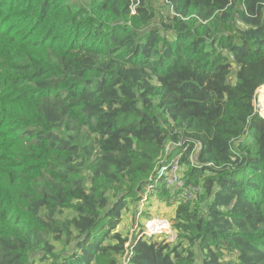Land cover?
I'll return each mask as SVG.
<instances>
[{"label": "trees", "instance_id": "16d2710c", "mask_svg": "<svg viewBox=\"0 0 264 264\" xmlns=\"http://www.w3.org/2000/svg\"><path fill=\"white\" fill-rule=\"evenodd\" d=\"M159 1L0 0V264H264V0ZM174 158L178 243L123 237Z\"/></svg>", "mask_w": 264, "mask_h": 264}, {"label": "rangeland", "instance_id": "374dc122", "mask_svg": "<svg viewBox=\"0 0 264 264\" xmlns=\"http://www.w3.org/2000/svg\"><path fill=\"white\" fill-rule=\"evenodd\" d=\"M152 6H154L159 14L166 13L167 11L163 10V6L159 0H151ZM263 93V95H262ZM263 96V98H262ZM264 100V87H261L257 90L255 99H254V107L256 111L260 112V115L264 117L262 112V104ZM261 110V111H260ZM190 162H194V158L191 157ZM180 167V166H179ZM186 167H180V178L185 181L184 174L186 173ZM180 191L175 190L172 194H169V201L166 202L158 201L157 197L154 199L147 200V197L144 195V200H142L139 204L136 205V208L130 207V210L123 215V219L121 224L117 228V232L122 234L123 237L128 238L131 241L135 232L139 235L143 230V225L149 220L154 217H161L169 220L172 224V229L169 234H165L156 241L164 242L166 244H177L178 238L175 229L173 228L174 220L176 219V210L179 206L187 205L191 202H186L185 204H178L179 199H177ZM171 197H175V201L171 199ZM72 213L69 211H65L63 214L60 215L62 219L72 217ZM140 228V229H138ZM52 246L55 248L56 252L59 254L62 250H65V246H63L60 242L52 241ZM130 244V242L128 243ZM129 246V245H128ZM128 246L125 247L128 248ZM129 253V252H128ZM126 256L123 257L119 264H127ZM38 264V263H36Z\"/></svg>", "mask_w": 264, "mask_h": 264}, {"label": "built area", "instance_id": "2783aa9c", "mask_svg": "<svg viewBox=\"0 0 264 264\" xmlns=\"http://www.w3.org/2000/svg\"><path fill=\"white\" fill-rule=\"evenodd\" d=\"M179 159L174 158L165 170H162L163 181L169 194L175 190L180 191L177 199L178 204H185L192 201L199 193V188L186 185V182L180 178ZM175 201V197H171ZM172 229V224L169 220L161 217H154L149 219L144 225L140 233V238L143 241L152 242L156 241L159 237L169 234Z\"/></svg>", "mask_w": 264, "mask_h": 264}, {"label": "water", "instance_id": "95a60500", "mask_svg": "<svg viewBox=\"0 0 264 264\" xmlns=\"http://www.w3.org/2000/svg\"><path fill=\"white\" fill-rule=\"evenodd\" d=\"M262 112H263L262 114L264 115V111H263V105H262Z\"/></svg>", "mask_w": 264, "mask_h": 264}, {"label": "bare ground", "instance_id": "6f19581e", "mask_svg": "<svg viewBox=\"0 0 264 264\" xmlns=\"http://www.w3.org/2000/svg\"><path fill=\"white\" fill-rule=\"evenodd\" d=\"M262 95H263V93H262ZM262 98H263V96H262Z\"/></svg>", "mask_w": 264, "mask_h": 264}]
</instances>
